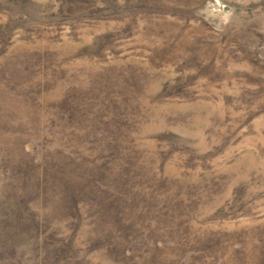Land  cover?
<instances>
[{
    "label": "rangeland",
    "instance_id": "rangeland-1",
    "mask_svg": "<svg viewBox=\"0 0 264 264\" xmlns=\"http://www.w3.org/2000/svg\"><path fill=\"white\" fill-rule=\"evenodd\" d=\"M0 264H264V0H0Z\"/></svg>",
    "mask_w": 264,
    "mask_h": 264
},
{
    "label": "trees",
    "instance_id": "trees-1",
    "mask_svg": "<svg viewBox=\"0 0 264 264\" xmlns=\"http://www.w3.org/2000/svg\"><path fill=\"white\" fill-rule=\"evenodd\" d=\"M78 205H79V203H77L75 201V203H73V204L70 205L71 210H73L74 212L77 211ZM115 225H116V223H115ZM115 225L113 224L114 228H115Z\"/></svg>",
    "mask_w": 264,
    "mask_h": 264
}]
</instances>
